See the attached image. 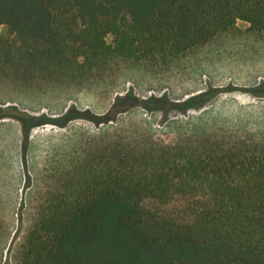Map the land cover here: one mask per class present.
<instances>
[{"label": "trees", "instance_id": "1", "mask_svg": "<svg viewBox=\"0 0 264 264\" xmlns=\"http://www.w3.org/2000/svg\"><path fill=\"white\" fill-rule=\"evenodd\" d=\"M239 20L264 34V0H0V74L50 84L116 57L168 62ZM226 133L101 141L42 202L19 264H264V140Z\"/></svg>", "mask_w": 264, "mask_h": 264}, {"label": "rangeland", "instance_id": "2", "mask_svg": "<svg viewBox=\"0 0 264 264\" xmlns=\"http://www.w3.org/2000/svg\"><path fill=\"white\" fill-rule=\"evenodd\" d=\"M248 26L239 20L233 32L168 62L116 57L76 81L25 84L0 74V264H19L42 202L101 141L144 131L264 140V34ZM185 100L196 104L174 105ZM67 113L76 118L66 122ZM44 114L52 121L32 126ZM21 118L32 126L28 136Z\"/></svg>", "mask_w": 264, "mask_h": 264}]
</instances>
